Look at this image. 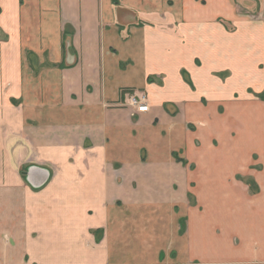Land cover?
I'll return each mask as SVG.
<instances>
[{"label":"crops","instance_id":"obj_1","mask_svg":"<svg viewBox=\"0 0 264 264\" xmlns=\"http://www.w3.org/2000/svg\"><path fill=\"white\" fill-rule=\"evenodd\" d=\"M261 62L264 0H0V264H264L230 128Z\"/></svg>","mask_w":264,"mask_h":264},{"label":"rangeland","instance_id":"obj_2","mask_svg":"<svg viewBox=\"0 0 264 264\" xmlns=\"http://www.w3.org/2000/svg\"><path fill=\"white\" fill-rule=\"evenodd\" d=\"M239 2H241V0H239ZM239 10L242 15H248L252 19L258 18L259 7L257 1L252 10H247L242 3ZM231 28L234 27L231 26ZM260 67L264 69V62H261ZM262 81L264 82V78ZM252 88V86H249L247 90L237 91L236 110L238 116L236 115V117L234 115L230 118L231 133L237 136L238 148L243 147L246 150V154H240L237 157H241L243 161H250L252 163L250 168L253 173L251 175L253 176L251 179L253 184L249 188L252 197V215L249 213L248 204H237V221L241 223V221L245 220L242 226H237L236 241L238 242L243 241V236L248 237L249 230L252 226H255V222L253 221L255 215L259 216L263 214L264 217V88L261 90H254ZM248 100H252V102L248 103ZM245 103L251 104V106L245 107ZM245 110L247 111L246 114ZM224 111L225 108H221L222 116L224 115ZM250 134H253V139L251 140L249 138ZM239 171L240 170H238V172ZM242 181L243 177H240L238 182L241 183ZM261 227L264 228V218L261 222ZM252 238V242L254 243H256L257 239H259L260 242H264V233H261V235L257 237L253 235Z\"/></svg>","mask_w":264,"mask_h":264},{"label":"built area","instance_id":"obj_3","mask_svg":"<svg viewBox=\"0 0 264 264\" xmlns=\"http://www.w3.org/2000/svg\"><path fill=\"white\" fill-rule=\"evenodd\" d=\"M130 105L136 109L137 112H148L150 106L145 95H131Z\"/></svg>","mask_w":264,"mask_h":264},{"label":"water","instance_id":"obj_4","mask_svg":"<svg viewBox=\"0 0 264 264\" xmlns=\"http://www.w3.org/2000/svg\"><path fill=\"white\" fill-rule=\"evenodd\" d=\"M36 167V166H35ZM34 166L29 167L27 170L30 171L32 168H35ZM45 183V181L43 182V184ZM43 184H39V186L43 185Z\"/></svg>","mask_w":264,"mask_h":264}]
</instances>
